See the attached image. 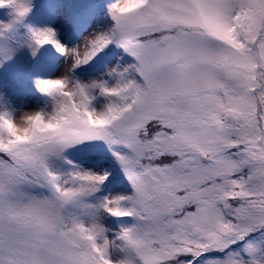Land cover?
I'll return each mask as SVG.
<instances>
[{
    "label": "snow or ice",
    "instance_id": "snow-or-ice-1",
    "mask_svg": "<svg viewBox=\"0 0 264 264\" xmlns=\"http://www.w3.org/2000/svg\"><path fill=\"white\" fill-rule=\"evenodd\" d=\"M0 264H264V0H0Z\"/></svg>",
    "mask_w": 264,
    "mask_h": 264
}]
</instances>
